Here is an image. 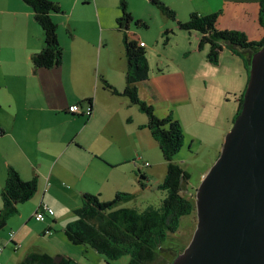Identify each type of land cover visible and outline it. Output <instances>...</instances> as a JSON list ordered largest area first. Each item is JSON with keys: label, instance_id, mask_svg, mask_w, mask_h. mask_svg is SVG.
Listing matches in <instances>:
<instances>
[{"label": "crops", "instance_id": "0c3cea01", "mask_svg": "<svg viewBox=\"0 0 264 264\" xmlns=\"http://www.w3.org/2000/svg\"><path fill=\"white\" fill-rule=\"evenodd\" d=\"M51 1L62 9L61 13H53L52 18L59 26L64 61L60 67L35 70L32 57L45 47L43 29L33 10L22 0H0V214L1 194L10 168L26 181L38 180L34 197L21 205L19 213L0 230V244L5 246L1 264H20L35 252L51 255L50 241L65 245L59 235H66V227L76 220L75 211L82 206L85 193L99 195L107 202L118 193L134 192L130 190V181L136 164L140 165L138 172L146 178L151 176L145 169L142 171V162L137 158V154L147 153L149 145L142 112L127 97L105 90L102 82L106 80L120 92L127 84L123 34L117 29L122 1L136 18L146 22L149 18L160 20V12L163 20L158 35L162 38L165 30H171L175 38L168 42L178 41L176 45L184 59L202 52L197 33L181 31L176 22L158 12L148 0H91L86 5L84 0ZM161 1L177 13L181 22H186L193 12H221V28L244 32L253 41L264 37L258 0ZM74 27L78 34L70 33ZM88 29L96 31L97 38L78 37ZM129 34L147 52L155 51L152 46L156 38L150 41L151 35L133 24ZM159 39L157 36V44ZM225 51L222 62L234 61L235 74H242L236 80L238 85L227 93L234 96L245 90V64L238 55ZM244 54L251 57L249 52ZM190 75L193 76L189 69L180 68L153 78L162 98L153 103L161 112L160 117L168 116L176 107L184 113L195 103ZM192 85L195 87L194 78ZM77 104L80 112H72ZM89 106L90 115L86 113ZM230 110L235 116L238 108ZM42 203L52 208L55 215L39 222L35 214ZM11 232L15 233L12 240Z\"/></svg>", "mask_w": 264, "mask_h": 264}, {"label": "trees", "instance_id": "16d2710c", "mask_svg": "<svg viewBox=\"0 0 264 264\" xmlns=\"http://www.w3.org/2000/svg\"><path fill=\"white\" fill-rule=\"evenodd\" d=\"M35 14L45 36L44 49L32 57L35 70L60 67L64 61V50L59 42V26L53 20V13H61L60 5L51 0H22ZM162 14L176 22L181 31L199 35V50H208L207 60L213 64L220 63V56L227 48L242 58L249 71L252 56L264 47V37L260 41L250 40L241 31L226 30L220 26L221 12L210 15L191 13L186 22L178 20L177 13L161 0H148ZM259 1L260 23L264 29V0ZM91 0H84L89 4ZM122 15L117 20V29L123 34L127 60L126 88L120 92L109 82L103 80L104 89L113 95L125 96L130 103L146 114L148 123L143 126L150 130L158 142L163 157L168 163V170L163 184L159 189L166 191L161 208L149 207L144 211L120 205L130 203L134 194L118 193L112 201H102L99 195L85 193L82 206L75 211L76 220L66 227L68 241L75 246H86L105 256L108 261H116L129 256L128 264H153L159 250L170 235L176 234L182 218L196 211L195 203L183 195V187L190 180V174L175 162V156L184 147L185 135L183 127L173 114L160 117L153 105L140 97L138 84L150 79V66L145 46L129 34V27L148 28L146 21L136 18L129 10L127 3H121ZM167 41L173 34L165 32ZM249 52L251 57H246ZM250 81V77H249ZM249 84V83H248ZM246 89L238 94V110L236 120L242 110ZM91 101V100H90ZM91 105V104H90ZM144 175V174H143ZM141 179H146L141 177ZM142 182V181H141ZM38 191V180H24L20 174L11 169L8 172L3 188L2 212L0 214V230L7 220L19 213L20 206L29 202ZM55 215V214H54ZM47 215V217H53ZM44 222V221H39ZM167 258L163 262L166 264ZM20 264H80L75 258L52 256L47 253H30ZM111 264V263H110Z\"/></svg>", "mask_w": 264, "mask_h": 264}, {"label": "rangeland", "instance_id": "374dc122", "mask_svg": "<svg viewBox=\"0 0 264 264\" xmlns=\"http://www.w3.org/2000/svg\"><path fill=\"white\" fill-rule=\"evenodd\" d=\"M159 11L158 9V12ZM158 14L160 20H153L151 18H149V21L147 20L149 25L148 28L136 27L139 30H143V33L151 35L149 37L150 41L155 38L157 41V36L160 38L158 44L156 41L154 42V46L157 45V47L152 46L155 48V51L150 53L147 52L149 53L147 57L150 59H148V61H150L149 66L151 67L150 79L147 82L139 83L138 88L140 97L154 106L153 103L157 102V100H162V98H160V92L152 83L155 76H160V74L165 71H175L180 68L189 69V72L193 74V76L190 75V77L191 91L195 103L184 113L177 107L169 112L173 114L176 119L179 117L184 119H182V121L180 120L185 135L184 147L181 152L175 156L174 160L190 174V180L184 183L182 193L196 205L197 190L205 175L219 158L225 142V137L233 128L234 122H232V120L234 116H232L233 113L230 112V109L234 110L238 108L237 96L241 92L234 96L227 93L238 85L236 80L238 81L242 74H235L236 66L233 64L234 61L225 60L222 62L221 56L219 64L210 63L207 60L208 52L205 53L202 51L203 53L199 52L195 57H186L184 59L181 50L176 45L179 44L178 41L168 42L167 35L165 34L166 30L162 38L158 35L159 27L163 20L160 12ZM150 26L152 27L151 29ZM78 32L79 30H77L76 27L70 30L71 34H78ZM100 33L99 29V39ZM80 36L88 40L89 38H97V33L96 31L92 32L88 29V31H82L78 37L80 38ZM173 36L170 35L169 37L174 39L175 37ZM225 50V52L233 54L230 48L226 47ZM97 60L98 56L96 55V63ZM242 72L243 75L245 74L244 89H246V87H248L249 77L251 76V66L249 71L246 66H244ZM193 78L195 79V87L192 85ZM125 80L126 78L124 77V81ZM192 109L193 111L185 116V114ZM156 113L159 116L161 115V112L157 110ZM140 116L143 121L148 123L146 114L142 113ZM147 130L149 136L147 153H139L137 154V158L139 157L138 161L142 162V171L145 169V172H148L149 175L151 173V176L148 178L145 176L146 179L142 180L141 177H144V175L140 171L138 172V166L140 167V165L136 164L135 172L137 175L135 173L133 175L134 178L130 181V190H134V192L130 193L134 194L135 199L130 203L120 205V208L135 207L140 211H144L149 207L156 209L161 208L163 199H165L167 195V192L159 189V186L163 184L165 180L168 163L163 157L158 142L154 139L150 130ZM145 163H149V166H143ZM150 170H152V172ZM158 183L161 184L158 186ZM144 185L146 187H144ZM197 224L198 219L196 211L182 218L178 232L169 236L163 247L160 248L158 258L153 264H163L166 258V264H173L177 256L183 254L191 243ZM59 236L63 238L65 245L50 241L51 247L49 249L52 256H56L55 254L70 255L69 257L72 256L71 258H76V261L80 264H128L130 260L129 256H125L119 260L110 262L105 256L99 254L90 247L71 244L64 233L61 232Z\"/></svg>", "mask_w": 264, "mask_h": 264}, {"label": "water", "instance_id": "95a60500", "mask_svg": "<svg viewBox=\"0 0 264 264\" xmlns=\"http://www.w3.org/2000/svg\"><path fill=\"white\" fill-rule=\"evenodd\" d=\"M198 224L173 264H264V47L242 110L196 196Z\"/></svg>", "mask_w": 264, "mask_h": 264}, {"label": "built area", "instance_id": "2783aa9c", "mask_svg": "<svg viewBox=\"0 0 264 264\" xmlns=\"http://www.w3.org/2000/svg\"><path fill=\"white\" fill-rule=\"evenodd\" d=\"M80 110H81V107H80L78 104L75 105V106H73V107L71 108V111H72V112H75V113H76V112H80ZM86 113H87L88 115H90V114L92 113V108H91V106L88 107ZM144 166H145V167H148V166H149V163H145ZM54 214H55V212H54V210H53L52 208H50L47 204L42 203V204L40 205V207H39L37 213L35 214V219H36L37 221H45V218H46L47 215L52 216V215H54ZM14 234H15L14 232H11V233H10L11 240L13 239ZM4 249H5V246H3V245L0 244V255L3 253ZM0 264H1V263H0Z\"/></svg>", "mask_w": 264, "mask_h": 264}]
</instances>
